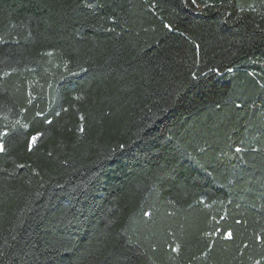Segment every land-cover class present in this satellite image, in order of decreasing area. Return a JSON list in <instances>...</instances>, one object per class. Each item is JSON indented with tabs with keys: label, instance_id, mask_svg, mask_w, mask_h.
Instances as JSON below:
<instances>
[{
	"label": "trees",
	"instance_id": "1",
	"mask_svg": "<svg viewBox=\"0 0 264 264\" xmlns=\"http://www.w3.org/2000/svg\"><path fill=\"white\" fill-rule=\"evenodd\" d=\"M0 133V264H264V0H0Z\"/></svg>",
	"mask_w": 264,
	"mask_h": 264
},
{
	"label": "snow or ice",
	"instance_id": "2",
	"mask_svg": "<svg viewBox=\"0 0 264 264\" xmlns=\"http://www.w3.org/2000/svg\"><path fill=\"white\" fill-rule=\"evenodd\" d=\"M195 2H196V0H193V3H195ZM3 134L4 133H0V135H3ZM32 140L34 142L36 140V137H33ZM0 151H3V145H0ZM236 151L239 152V151H241V149L240 148H237ZM145 215H148V213H145ZM232 235L233 234L231 232H228V233L225 234V238L226 239H230V238H232ZM257 239L259 240L260 237H257Z\"/></svg>",
	"mask_w": 264,
	"mask_h": 264
}]
</instances>
